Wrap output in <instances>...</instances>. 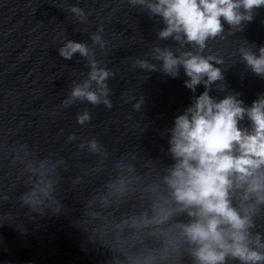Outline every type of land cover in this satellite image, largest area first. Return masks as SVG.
<instances>
[{"label":"clouds","instance_id":"clouds-1","mask_svg":"<svg viewBox=\"0 0 264 264\" xmlns=\"http://www.w3.org/2000/svg\"><path fill=\"white\" fill-rule=\"evenodd\" d=\"M139 5L150 16L159 17L163 28L158 38L173 40L181 47L174 53L170 47H156L154 59L161 68L147 60H136L133 67L146 71L160 70L176 78L184 69V85L195 93L203 84L205 91L193 96L192 104L174 120L168 129V155L173 161L156 173L146 184L140 199L145 203L139 211L119 218L106 215L113 203L122 202L139 184L137 175L125 176L118 171L115 179L106 185L103 194L92 197L86 204L81 226L99 221L90 229L89 242L109 250L108 264H264V232L256 231V220L264 216V94L245 106L239 93L229 92L217 100L210 95L213 85L223 92L224 76L220 67L223 59L203 55L209 39L222 37L225 23L229 34L244 29L245 22L254 19V10L264 7V0H129ZM81 18L86 16L79 7L70 8ZM100 32L103 28H100ZM93 43L104 47L98 33L91 36ZM184 45H195L198 52L183 51ZM255 45L242 46L239 55L246 67L264 77V46L257 52ZM79 53L89 57V47L81 42L67 41L59 49V55L71 59ZM91 71L83 83H75L63 106L74 101H87L93 106L103 104L113 107L108 99L106 81L114 74L98 67L90 58ZM95 83V89L92 87ZM139 103L133 105L139 110ZM77 123L84 125L92 119L89 111L78 114ZM249 122L242 126V122ZM75 139L74 134L69 140ZM91 152L101 148L93 138L87 141ZM81 148L84 144L80 145ZM47 161L39 162V168H29L39 176L37 182L20 199L32 210L45 201L56 203L55 213L60 211L53 199L54 181L42 170ZM51 169H55L52 164ZM118 170L134 173L133 165L118 162ZM99 210H92L93 204ZM85 230H88L85 228Z\"/></svg>","mask_w":264,"mask_h":264}]
</instances>
